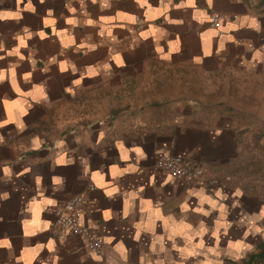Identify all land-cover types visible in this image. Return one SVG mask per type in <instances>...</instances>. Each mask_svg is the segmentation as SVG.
I'll use <instances>...</instances> for the list:
<instances>
[{
	"label": "crops",
	"instance_id": "0c3cea01",
	"mask_svg": "<svg viewBox=\"0 0 264 264\" xmlns=\"http://www.w3.org/2000/svg\"><path fill=\"white\" fill-rule=\"evenodd\" d=\"M0 77V264H242L264 247V4L0 0ZM166 154L198 180L155 171ZM74 194L98 253L54 222Z\"/></svg>",
	"mask_w": 264,
	"mask_h": 264
},
{
	"label": "built area",
	"instance_id": "2783aa9c",
	"mask_svg": "<svg viewBox=\"0 0 264 264\" xmlns=\"http://www.w3.org/2000/svg\"><path fill=\"white\" fill-rule=\"evenodd\" d=\"M210 22L212 25H217V16L211 15ZM155 171L162 172L168 176L180 179L184 184H189L198 180L201 175V170L198 166L193 165L187 159L177 154L159 155L153 163ZM88 189L92 186L88 185ZM82 195H71L65 202L62 208L54 210V222L56 226L66 228L74 234L81 235L88 248L98 253L101 250L102 238L93 233L82 216Z\"/></svg>",
	"mask_w": 264,
	"mask_h": 264
},
{
	"label": "trees",
	"instance_id": "16d2710c",
	"mask_svg": "<svg viewBox=\"0 0 264 264\" xmlns=\"http://www.w3.org/2000/svg\"><path fill=\"white\" fill-rule=\"evenodd\" d=\"M263 250H264V247L263 246L259 247V252H257L254 255L249 256L248 259L244 263H242V264H250L251 259H253L255 256H258L259 257L260 256V253H263Z\"/></svg>",
	"mask_w": 264,
	"mask_h": 264
},
{
	"label": "rangeland",
	"instance_id": "374dc122",
	"mask_svg": "<svg viewBox=\"0 0 264 264\" xmlns=\"http://www.w3.org/2000/svg\"><path fill=\"white\" fill-rule=\"evenodd\" d=\"M250 1H253V2H255V3H262V4H264V0H250ZM259 105V104H258Z\"/></svg>",
	"mask_w": 264,
	"mask_h": 264
},
{
	"label": "snow or ice",
	"instance_id": "6c2138e0",
	"mask_svg": "<svg viewBox=\"0 0 264 264\" xmlns=\"http://www.w3.org/2000/svg\"><path fill=\"white\" fill-rule=\"evenodd\" d=\"M0 78H2V77H0Z\"/></svg>",
	"mask_w": 264,
	"mask_h": 264
}]
</instances>
